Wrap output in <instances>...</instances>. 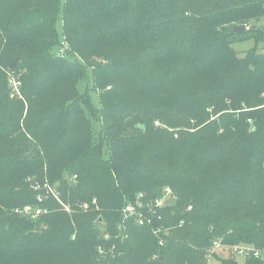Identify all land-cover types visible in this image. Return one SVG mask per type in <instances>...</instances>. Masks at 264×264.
<instances>
[{"label":"trees","instance_id":"16d2710c","mask_svg":"<svg viewBox=\"0 0 264 264\" xmlns=\"http://www.w3.org/2000/svg\"><path fill=\"white\" fill-rule=\"evenodd\" d=\"M260 19L264 0H0V264L18 251V264H209L217 240L264 247V52L233 48L264 42V27L234 31ZM4 68L22 74L23 100ZM36 182L73 212L39 201ZM163 187L177 196L155 219L163 243L134 221L121 231L123 208ZM94 198L103 242L96 208H78ZM27 205L49 213L15 212Z\"/></svg>","mask_w":264,"mask_h":264},{"label":"built area","instance_id":"2783aa9c","mask_svg":"<svg viewBox=\"0 0 264 264\" xmlns=\"http://www.w3.org/2000/svg\"><path fill=\"white\" fill-rule=\"evenodd\" d=\"M67 49V44L63 43L59 56L64 57ZM157 125L160 124L157 123ZM76 179L77 176H75L72 181L75 182ZM33 187L36 191L44 192V194H39V201H44L45 198L48 199L52 196L59 201L62 206V210L70 214L72 213L71 207L61 200V195L57 192L54 186H51L49 183L42 185L39 182H36ZM172 194V189L166 188L165 193L161 198L147 202L144 200L145 198L143 194L139 195L134 203H130L124 207L122 211V223L119 226L120 230L124 231L126 229L125 225H128L130 221H134L139 226L150 227L154 235L160 239V243H163L162 237L168 236L170 232L164 226L158 224L155 219L158 211L166 207V199L168 196L171 197ZM92 203L93 205H97L96 200H93ZM80 207L81 209L88 210L89 204H82ZM15 212L30 220L37 221L42 216L49 213V208L27 205L23 208H17ZM157 219L161 221L162 217L159 216ZM213 254L222 256V258H224V255L229 259H243L244 261L248 259H258L264 262V247H257L250 244L230 245L226 244L223 240H217L213 243L210 250V258H212Z\"/></svg>","mask_w":264,"mask_h":264},{"label":"rangeland","instance_id":"374dc122","mask_svg":"<svg viewBox=\"0 0 264 264\" xmlns=\"http://www.w3.org/2000/svg\"><path fill=\"white\" fill-rule=\"evenodd\" d=\"M62 17V15H61ZM252 24H249V26L247 27V29H251L252 32H259L263 27H264V20H257V21H252L251 22ZM58 32H59V36H60V39L62 40L63 39V35H62V19L60 18V20L58 21ZM256 45H258L259 49L264 52V42H260V43H256L255 40L253 39H247V40H243V41H239V42H236L233 44V48L238 52V54L240 56H244L245 53L256 47ZM0 70H1V67H0ZM2 71V70H1ZM4 73L6 74V81L8 82V91H9V94L11 95L12 98H17V100H23L24 99V95H23V87H24V84H23V81H22V74L21 75H18L16 74L15 71L13 70H10V69H7V68H4ZM91 76V75H90ZM86 84L85 83H80L79 85V89L81 92H85L86 91ZM90 96H91V100H92V103L93 105L98 109L100 107V101H99V94L96 92V91H93L91 90L90 91ZM219 117V115L215 116V117H212V120H215ZM193 123L194 120H192ZM160 122V121H159ZM159 122H156L159 123ZM161 123V122H160ZM159 123V124H160ZM95 124V128L93 130V133L97 136V134H99V130L97 129V123L94 122ZM162 124V123H161ZM22 130V131H21ZM21 130L15 134H13V137L17 140L21 137V132L22 133H25V130H24V127L22 126L21 127ZM17 143V141L15 142V144ZM14 144V145H15ZM14 145H12V143H6V144H3V147H5L6 151H9L11 149V147H13ZM62 158H68L67 155H62ZM71 178V177H70ZM55 189L57 190V192L60 194V191H58V185L54 186ZM166 188H169V187H163V193H165V189ZM88 193L90 194L91 193V190L88 191ZM94 200L97 201L96 198H94ZM177 201V196L173 193L170 196H168V198L166 199V207L169 206V207H173V205L176 203ZM93 202V201H92ZM82 204H89V209L86 210V209H81L80 205ZM82 204H80L78 206V208L80 210H82L84 213L85 212H88L90 209H92V206L95 207V212L97 215H94L93 218H96L97 217L99 219L102 218L103 222H98L96 223L97 226H96V229H97V235H96V238L98 240H101L102 242L104 241L103 239H109V237L111 236L112 232H111V228L108 226V223L105 221L104 219V214L101 212V209L98 205V201H97V205H93V203H90V202H83ZM72 209V208H71ZM124 209V208H123ZM119 211V209L117 210ZM123 211V210H122ZM72 212H73V209H72ZM92 218V217H91ZM77 236V234L75 233L74 234V237L73 239H75V237ZM143 237V234L141 235ZM10 239V237H7ZM98 248V251H99V254L103 253L104 254L106 253V251L108 252H114L115 250V247L112 246V248H110V250L104 248L103 246H99L97 247ZM21 254L20 251H18L16 253V256L12 257V262H14L13 264H18L19 260L21 257H18ZM22 256H26L25 255H22ZM218 257V256H217ZM222 257V256H220ZM224 259H229V258H226L224 255H223ZM66 259V257H62L60 259ZM238 264H243L244 260L243 259H237L236 260ZM209 264H220L219 262H217L214 258H210L209 259Z\"/></svg>","mask_w":264,"mask_h":264},{"label":"water","instance_id":"95a60500","mask_svg":"<svg viewBox=\"0 0 264 264\" xmlns=\"http://www.w3.org/2000/svg\"><path fill=\"white\" fill-rule=\"evenodd\" d=\"M247 30L246 26H238L234 29V31L238 34L244 33ZM102 221V220H101Z\"/></svg>","mask_w":264,"mask_h":264}]
</instances>
